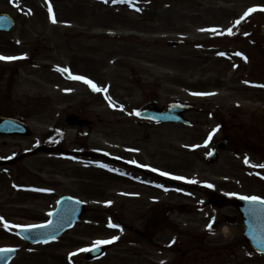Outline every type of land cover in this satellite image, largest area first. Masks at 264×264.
Listing matches in <instances>:
<instances>
[{
	"label": "rangeland",
	"instance_id": "obj_1",
	"mask_svg": "<svg viewBox=\"0 0 264 264\" xmlns=\"http://www.w3.org/2000/svg\"><path fill=\"white\" fill-rule=\"evenodd\" d=\"M52 2L55 24L45 0H20L21 6H32L20 16L13 37H18V30L27 42L0 47V54L22 55L14 97L27 105L33 116L29 121L32 136L8 137L7 144L2 138L0 150L34 151L65 112L83 114L93 121V128L76 141L74 131L67 132L66 147L78 155L73 163L58 153L35 150L36 155L22 164L5 168L4 179L0 178V246L26 249L11 264H84V255L71 258V251L92 248L94 241L112 237H119L113 248L90 264H264V255L245 243L239 212L232 205L240 196L264 200V169L253 166L264 164V87L257 86L264 85V49L249 43L259 35L264 11L253 15L251 22L252 13L241 19L249 8H264V0H135L142 4L139 11L132 12L116 7L111 0ZM237 20L241 21L238 25ZM207 25L218 30L233 27L239 32L216 38L224 39L222 43L237 38L235 60L217 57L214 43L218 40L209 44L211 35L201 31ZM248 28L253 34L244 38L242 33ZM176 39H185L187 46L168 44ZM199 43L209 45L199 48ZM50 50L53 58L45 60L41 54ZM236 51L247 54L248 60L243 61ZM29 56L33 60L26 61ZM33 64L45 67L38 69ZM60 66L107 91L95 94L88 85L61 77L54 71ZM0 97L5 101L6 93ZM152 101L193 105L194 111L187 114L193 125L141 121L137 111ZM11 103L0 102V111ZM216 129L215 134L206 136ZM226 136L229 147L218 161L209 164L207 155L215 142ZM83 146L86 149L79 152ZM99 149L104 157L94 154ZM115 155L144 164L147 170L156 169L154 173L210 184L217 196L192 191L183 186L188 184L171 178V182L152 179L150 173L136 171L117 161ZM97 160L105 161L107 167H99ZM18 182L32 183L30 191L37 194L29 199L15 191ZM160 182L163 190L157 187ZM62 195L87 203L88 212L82 220L57 240L25 243L15 227L48 221ZM157 211L167 213L173 226L154 230L153 239L131 231L136 227L148 233L147 215ZM109 221L118 227H108ZM5 223L10 227L3 226ZM173 241L175 246L167 248ZM27 249L37 252L28 257Z\"/></svg>",
	"mask_w": 264,
	"mask_h": 264
},
{
	"label": "water",
	"instance_id": "obj_2",
	"mask_svg": "<svg viewBox=\"0 0 264 264\" xmlns=\"http://www.w3.org/2000/svg\"><path fill=\"white\" fill-rule=\"evenodd\" d=\"M261 36L264 41V27L262 28ZM187 109L188 107H182L180 105H173L163 110H159L155 106H150L140 112L139 115L141 117L152 118L155 120H160L162 122H187L184 118L179 116L181 112ZM70 119L72 120V122H70L71 124L78 123V117L73 116ZM0 126L8 128L11 132H19L25 134L21 125L13 124L10 121H5L1 123ZM226 144V141L220 142V146L222 148H225ZM217 155V152L213 153L210 157V160L213 161L217 157ZM235 206L243 216V223L246 227V230L244 232L245 240L250 245L257 247L258 249H264V205L252 204L246 200L238 199L235 202ZM85 212L86 208L82 203L70 198H64L62 200L61 207L53 215V218L51 220L52 223L47 228H38L33 229L29 232H23L26 237H28L32 242H36L41 239L56 237L60 235L64 230L71 227L76 221H78L81 218L82 214H84ZM40 230H43V232ZM37 231L40 232L36 233ZM104 249L106 248L99 247L98 249L94 250L93 255H101L104 252ZM93 255L91 254L88 257L91 258Z\"/></svg>",
	"mask_w": 264,
	"mask_h": 264
},
{
	"label": "snow or ice",
	"instance_id": "obj_3",
	"mask_svg": "<svg viewBox=\"0 0 264 264\" xmlns=\"http://www.w3.org/2000/svg\"><path fill=\"white\" fill-rule=\"evenodd\" d=\"M104 3H108L109 0H103ZM112 3H128V4H131L132 3V0H111ZM140 9H136V11H139ZM255 11H264V8H249L243 15V17H241V19H244L246 18L248 15H250L251 13L255 12ZM48 12H49V15H50V18H51V22L52 23H56V19L53 15V10H52V7H51V4L49 3L48 4ZM241 21L240 20H237L235 22V24H239ZM201 31H204L203 29ZM210 31L212 32H218L219 30L218 29H210ZM227 34L228 35H232L233 34V31L231 28L227 29ZM220 55H224V53H219ZM235 55H238V56H242V53H235ZM22 57H14V56H0V60H15V59H21ZM245 59V61L247 60L246 57H243ZM57 71H60L62 73H69V79H73V80H77V81H82L84 84L88 85L92 91L94 92H101V91H104L106 92L107 89H101L99 88L95 83H93L91 80L87 79L86 77H83V76H74V75H71L70 74V71L69 69L67 68H63V69H60L58 68ZM258 87H264V85H257ZM194 95H207L206 93H194ZM106 99H110L109 97H105ZM138 114V113H137ZM218 129L214 130L213 131V134L215 131H217ZM211 138V137H209ZM245 164H248L249 161L248 159L246 158L245 159ZM132 163H136L135 161H132ZM99 167H102V168H106L107 165H103V164H100L98 165ZM142 166V165H141ZM254 167H259L261 169H264V164H259V165H253ZM143 167V166H142ZM152 171H157L156 169H151ZM109 171H112V169H109ZM160 175L162 176H170L169 173H166V172H160ZM171 179H175V180H183L184 177H180V176H170ZM264 178V177H262ZM189 183H196V181H187ZM207 187L211 188L213 187L212 185H206ZM157 187H161L160 185H157ZM34 191H45L44 189H33ZM241 200H246L252 204H260V205H264V200H262L260 197H257V196H241L239 197ZM59 203V202H58ZM108 204H110L111 202H107ZM49 215H52V213H49ZM3 218H0V221H2ZM52 222L49 221L48 224H40V225H28L26 227H23L22 230L25 231V232H29L33 229H38V228H47ZM4 226L7 228V227H10L7 223L4 224ZM108 227L110 228H116L118 227V225H115V224H112L111 221H109V224H108ZM209 229L211 228V224L208 225ZM119 237H112V239H109V240H96L94 241V248L95 249H98L101 245H105V244H110V243H113L115 240H118ZM44 243H47V239H45L44 241H42ZM174 242V241H173ZM93 249H90V248H82L80 249L79 251L81 252H88V251H92ZM12 251H15V249H0V253H7V252H12ZM77 253L73 252L70 254V257L71 256H75Z\"/></svg>",
	"mask_w": 264,
	"mask_h": 264
},
{
	"label": "flooded vegetation",
	"instance_id": "obj_4",
	"mask_svg": "<svg viewBox=\"0 0 264 264\" xmlns=\"http://www.w3.org/2000/svg\"><path fill=\"white\" fill-rule=\"evenodd\" d=\"M32 5H30L29 7H25V8H31ZM8 13L10 14V16L14 19V21L16 22V27L9 33H3L0 32V47H3V45L7 44V45H18L21 43V38H20V34L19 31L18 32V37H13L16 35L15 31L18 28L17 25L20 23V16H21V7H20V0H0V13ZM6 36V38H5ZM7 36L11 37L8 38ZM25 42V41H23ZM8 68V69H5ZM19 65L15 64V63H8L5 64L3 62H0V90L7 88L8 89V95L11 97L15 84H16V78L18 77V73L16 70H18ZM6 108V110L4 111V113H1L2 115H6L8 117H18L20 118L21 115L20 114V104L13 101L11 104H6L4 105ZM2 151L0 150V156ZM24 160V157L21 156L17 159L16 162H22ZM2 175H3V167L0 168V178L2 179ZM22 250H26V249H17L18 253H20ZM28 252V257L33 256V252H36V250L34 249H27Z\"/></svg>",
	"mask_w": 264,
	"mask_h": 264
}]
</instances>
